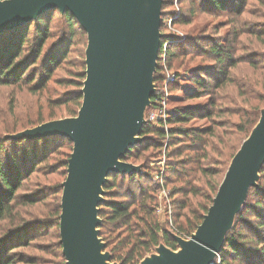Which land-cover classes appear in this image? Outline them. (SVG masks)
Wrapping results in <instances>:
<instances>
[{
	"label": "rangeland",
	"instance_id": "obj_1",
	"mask_svg": "<svg viewBox=\"0 0 264 264\" xmlns=\"http://www.w3.org/2000/svg\"><path fill=\"white\" fill-rule=\"evenodd\" d=\"M165 1L160 28V46L163 48H160L166 50L167 41L169 53L173 55L158 53L156 71L159 72L160 80L155 83L154 88L166 97L172 95L179 96L180 99L168 100L162 103V107L171 109L178 105H197L205 108L212 103L215 107L211 119L195 118L186 125L201 129L212 126L214 134L204 136L207 144L203 140L199 144L195 143L192 149H186L185 144L172 145L162 150L148 149L141 159L129 162L139 168L137 172H148V180L155 191H148L146 195L151 194L156 203V215L162 221L169 220L171 227L175 216H179L177 222H182L189 206L196 208L199 203L209 205L212 193L208 191L206 182L211 181L213 185L219 186L234 154L254 127L251 128V124L255 115L260 117L264 109V0H223L225 10L222 12L212 10L204 0ZM48 31L50 36L44 43L41 54L35 64H28L24 68L22 81L0 85L2 144L6 145L11 139H20L14 136L40 123L77 114V103L69 97L77 90L78 76L85 71L86 35L77 25H68L62 17L57 16L51 19ZM27 36H32L31 29ZM212 44H219L230 51L228 59L222 64L217 63L211 53L205 50ZM51 55H56L57 62L49 67L46 60ZM217 64L222 71H226L224 84L221 87H210L208 94L199 98L186 95L191 89L189 79H176V75L186 74V70L213 69ZM48 73L50 77L47 78ZM175 86L182 88L173 89ZM153 109L145 110L144 118L154 112ZM68 153L69 145L62 142L35 171L24 177L16 189L14 194L20 197L10 201V212L0 219L2 259L11 258L12 264H65L59 244L57 212L60 209L62 183L67 169L62 167L63 160ZM201 156L206 157L200 158ZM189 159L195 163H184V168L176 167V170L185 176L182 180L190 181L191 186L198 190V195L178 193L171 197V189L180 187L182 183L168 169L169 162H186ZM198 164L209 173L198 171ZM140 180L144 187L147 186L148 180ZM151 184L148 185L150 188ZM256 185L264 186V173L258 174ZM127 189L134 192L135 200H140V191L125 180L120 192L125 194ZM26 196L32 197L33 202L28 201ZM119 200L131 199L124 195ZM185 201L187 204L182 209L179 206ZM239 232L243 233L240 238L245 244L249 242V246L264 251V243H256L253 236L245 230ZM101 241L105 245L102 239ZM160 246L165 245L160 243L151 249L139 264L145 259L160 255ZM110 248H104L102 253L110 255ZM173 251H178V247ZM225 262L246 264V261H237L230 256ZM261 262L264 264V258ZM213 264H221L218 255Z\"/></svg>",
	"mask_w": 264,
	"mask_h": 264
},
{
	"label": "water",
	"instance_id": "obj_2",
	"mask_svg": "<svg viewBox=\"0 0 264 264\" xmlns=\"http://www.w3.org/2000/svg\"><path fill=\"white\" fill-rule=\"evenodd\" d=\"M162 0H0V33L57 9L68 11L86 33L82 101L74 117L49 121L15 138L60 135L72 143L62 183L59 243L66 264H116L102 253L98 206L109 173L137 172L121 158L140 141L154 92L160 49ZM264 165V109L234 154L211 205L188 239L173 235L178 251L141 264H213L234 216Z\"/></svg>",
	"mask_w": 264,
	"mask_h": 264
},
{
	"label": "trees",
	"instance_id": "obj_3",
	"mask_svg": "<svg viewBox=\"0 0 264 264\" xmlns=\"http://www.w3.org/2000/svg\"><path fill=\"white\" fill-rule=\"evenodd\" d=\"M204 2L214 11L222 12L225 10L223 0H204ZM165 3L166 1L162 0V8ZM56 16L59 18L62 17L68 25H77L86 35L75 17L68 11L60 13L57 9L48 10L30 22L1 32L0 85H8L22 81L21 77L22 73H24V68H26L28 64H35L37 58L41 54L43 45L50 36L48 31L49 23L51 19ZM162 22L161 20V25ZM29 29L32 30L31 37L27 36ZM165 43L166 50H161V48H163L161 45L159 54L163 53L164 55L168 54V56H172L173 53H169L170 46L167 45V41H165ZM205 50H208L219 64H222L225 59H228L230 54V51H227V49L219 44H212V46L210 45V47ZM55 56L56 55H51L49 59L46 60L47 66L52 67L56 65L57 59ZM27 61L28 63H26ZM219 64L209 70H186V74H177L176 79H189L191 89L188 90L189 92L187 94L185 91V94L190 98H199L208 94L207 91L210 87H221L224 84L226 71H222ZM157 67L158 63H156V68ZM158 75L159 72L155 70V74L153 73L154 86L156 85L155 83L160 80V76ZM46 77H50V73H48ZM78 78L79 82L76 84L77 90L74 92L73 96L69 98L76 101L77 109L79 110L82 101L81 88L85 79V71H83ZM39 82H37V85ZM177 88L181 89L182 86L173 87V89ZM154 89L155 91L150 97V105L146 108V111L160 106V103L163 101L180 99L179 96L168 95L166 97L163 93L158 92L156 88ZM212 104L205 108L197 105H178L171 109L165 108L164 116L154 121L146 119L140 130V141L130 147L128 152L121 159L126 162L138 161L148 149L162 150L172 145L175 146L180 144L187 145L186 149H192L195 143L199 144L203 140L205 144H207V140H205L204 136L207 134H214L212 126L201 129L187 127L186 125L195 118L211 119L214 115L215 108ZM258 119L259 116L256 114L251 128L255 126ZM62 142L69 145V151L71 153L72 143L67 138L60 135H49L33 139H11L8 140L6 145L0 143V219H3V217L10 212V201L20 197L16 196L14 193L21 185L24 177H28L30 173L35 171L40 163L44 162L48 155L54 153ZM176 148L178 149V147ZM70 153H68L66 159L63 160L62 167L64 169L67 168V160ZM204 157L206 156H201L200 158ZM199 159L196 160L199 161ZM191 161L192 160L189 159L186 162H169L168 169L174 172L175 176L182 183L180 187L171 189L169 194L171 197L178 193L192 196L198 195V190L194 186H191L190 181L182 180L185 176H183L180 171L176 170V167L184 168V163H190ZM196 167L198 171H202L204 174L206 172L209 173L208 170H203L199 164ZM263 173L264 165L260 169L259 175ZM140 178H143V181L148 180V172L142 171L124 174L109 173L103 185V201L98 206V217L100 219L98 235L104 241L105 248L111 247L109 249L110 261L116 264H139L144 255L160 243H163L171 250H176L177 244L173 235L176 234L183 238L190 237L196 227L201 223L202 217L211 205L218 187L213 185L211 181L206 182L208 191L212 193V196L209 197V205L207 206L199 203L196 205V208L189 206L187 214L183 215L182 222H177L179 216H175L173 220V229H171L169 220L162 221L160 216L156 215V203L152 199V196H150L151 194L148 196L146 195L148 191H155L154 186L148 180L147 186L144 187ZM125 180L131 186L137 187L141 193L140 200H135L134 192L131 189H127L125 194L120 192ZM150 184L152 185L151 188L148 186ZM124 195L131 200H119V198ZM26 199L31 203L33 202V198L30 196H26ZM152 201L153 204L151 205ZM186 204L185 201L184 204H181L179 207L183 209ZM57 214H60V209ZM50 225L53 226L54 224ZM236 229L237 231H235ZM240 230H245L251 234L256 240V243H264V186L251 187L249 189L245 202L241 206L239 212L235 214L232 226L227 231L223 247L218 254L221 264H228L225 261L229 256L237 261H246V264H262L263 262L261 261L262 258H264L263 249H255L248 245L249 242L245 244L240 238L243 236V233L239 232ZM107 232L109 234H107ZM61 257L64 261L63 263H65L62 253ZM12 263L13 260L11 258L2 259L0 256V264Z\"/></svg>",
	"mask_w": 264,
	"mask_h": 264
},
{
	"label": "built area",
	"instance_id": "obj_4",
	"mask_svg": "<svg viewBox=\"0 0 264 264\" xmlns=\"http://www.w3.org/2000/svg\"><path fill=\"white\" fill-rule=\"evenodd\" d=\"M155 91V89H154ZM162 103H165L164 101L160 103V106H157L154 110V112H152L150 115L147 114L146 118H144V120L146 121V119L148 120H151V121H154L156 119H158L159 117H163L164 114H165V109L162 107ZM161 176V174H160ZM172 229H173V226H171ZM176 235V234H174ZM176 236H179V235H176ZM181 237V236H179ZM183 238V237H181Z\"/></svg>",
	"mask_w": 264,
	"mask_h": 264
}]
</instances>
